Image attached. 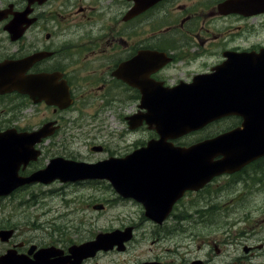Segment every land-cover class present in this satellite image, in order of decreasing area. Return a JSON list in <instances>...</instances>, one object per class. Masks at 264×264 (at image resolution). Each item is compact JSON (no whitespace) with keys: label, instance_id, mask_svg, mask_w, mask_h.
<instances>
[{"label":"flooded vegetation","instance_id":"flooded-vegetation-1","mask_svg":"<svg viewBox=\"0 0 264 264\" xmlns=\"http://www.w3.org/2000/svg\"><path fill=\"white\" fill-rule=\"evenodd\" d=\"M258 19L264 20V0H0V66L25 65L19 76L21 83L32 77L34 82L55 89L47 93L49 101L55 100V94L60 100H71V105L62 109L18 91L0 93V113L22 116L31 108L43 106L50 114L45 123L56 122L60 127L52 138L62 129L66 113H75L87 129L94 127L101 134L113 136L115 130L112 132L109 116L104 114L110 108L112 117L128 132L145 129L152 134L148 140H155L160 119L153 116L151 103L196 102L204 95H218L236 105L232 113L207 127L226 124L214 129L210 138L240 127L245 143L242 156L248 162L238 173L214 179L201 191L187 193V197L206 191L217 180L234 176L249 177L253 188L264 189V42L254 43L262 30L256 24ZM224 22H230L231 27L213 28L216 24L227 26ZM250 74L255 76V86L249 84ZM9 76L14 79L13 72ZM142 103L148 107H141ZM136 115L142 120L130 119ZM86 117L91 120L87 122ZM257 118L259 121L254 122ZM7 129L24 132L36 128L16 123L0 131ZM173 143L184 146L182 139ZM98 146V154L105 157L77 160L97 163L129 153L110 152L106 144ZM252 149L256 152L254 158ZM25 172L22 168L20 174L26 176ZM115 195L117 202L123 199ZM176 206L168 221L153 223L156 241L167 239L177 230L178 226L168 227L171 219L179 220L173 213ZM126 228H132L133 237L123 250L114 247L100 251L82 264L107 253L121 255L130 251L137 226L129 224L110 231ZM227 242L224 245H230ZM208 243L218 256L222 255L221 240L211 239ZM263 246L264 243L256 247L243 245L245 257L232 263L254 257V251ZM48 248V244L19 241L8 250L26 258L25 264H46L44 256L38 254ZM185 249L182 245L172 246L164 255L148 256L133 264H215L214 256L193 258L192 252H183ZM63 250L68 255V249Z\"/></svg>","mask_w":264,"mask_h":264},{"label":"rangeland","instance_id":"rangeland-1","mask_svg":"<svg viewBox=\"0 0 264 264\" xmlns=\"http://www.w3.org/2000/svg\"><path fill=\"white\" fill-rule=\"evenodd\" d=\"M223 24L227 26L216 24L213 28L231 27L230 22ZM256 24L262 30L254 43L260 40L264 42V20L258 19ZM249 42L243 41L245 44ZM72 110L78 112L75 108ZM104 114L109 116L112 132L115 130L113 136L101 134L94 127H83L75 113L74 116L64 114L63 127L58 136L50 137L44 142L41 146L42 157L28 167L26 175L45 168L51 159L57 157L84 160L105 157L106 154L99 155V151L93 149L100 147V144H106L113 153L131 152L134 147L143 145L152 135L145 129L135 133L128 132L112 117L110 108L104 110ZM49 116L43 106L31 108L22 116L0 113V130L16 123L26 128H38ZM85 119L87 122L91 120L90 117ZM224 126L226 124L207 128V131L200 133L197 138L206 137V134H212L214 129ZM195 137L187 136L183 142L191 143L197 139ZM249 176L252 177L251 173ZM115 194L117 193L107 182L71 184L56 181L49 185L37 184L21 188L13 195L0 200V231L14 230L9 239L10 243H2L0 240V255H4L11 244L19 241L33 242L39 246L48 244L49 247L67 250L74 244L94 241L97 234L110 232L113 227L129 224L137 226V236L131 243L133 245L130 251L121 255L107 253L87 264H133L148 256L164 255L165 250L179 245L186 248L184 253L192 252L193 258L198 256L199 259H206L214 256L215 264H233L234 259L245 257L243 245L256 247L264 243V189L253 188L249 177L222 178L206 191L191 194L179 201L173 212L174 217H179V220L171 219L168 224V227L175 225L178 228L163 241H156V236L152 234L155 222L145 216L142 205L128 198L117 202ZM100 204L102 208L97 210L95 207ZM166 221L168 219L161 223ZM211 239L221 240V256L210 247L208 242H211ZM226 242H230V245H224ZM254 252V257L244 258L243 263L237 264H264V246ZM92 258L94 257L88 259Z\"/></svg>","mask_w":264,"mask_h":264},{"label":"water","instance_id":"water-1","mask_svg":"<svg viewBox=\"0 0 264 264\" xmlns=\"http://www.w3.org/2000/svg\"><path fill=\"white\" fill-rule=\"evenodd\" d=\"M25 69V65L22 68L15 66L13 63L1 65L0 93L18 91L22 94H28L34 100L45 99L47 103L59 105L61 108H66L71 104L70 99L60 100L57 94L54 95V101H49L48 98L51 96L47 95V93L55 91V89H52L49 85H46L47 87L43 86L41 82H34L32 77H28L25 83H21L19 80L20 72ZM11 72L14 73V79L9 76ZM6 76H9L8 80L5 78ZM49 94L52 95L51 93ZM68 96L67 93L66 98H69ZM210 106L211 102H199L198 109L201 111L195 116L182 114L180 109L179 111H171L168 107L165 108L162 113L164 114V121L167 122V127H171L169 131L176 129L179 132L176 135H170L169 131L166 135L161 133L163 142L170 137L185 135L193 130L202 128L215 119L216 117H211ZM57 129L58 126H55V122H51L33 133L12 135L11 131H7L0 134V198L9 196L24 185L34 183L50 184L55 180L66 183L99 177L112 179L113 176L114 178L111 182L121 195L135 198L143 203L146 208V216L155 222L161 223L170 213L173 204L183 196L186 190H198L210 179H198L199 177L194 175L185 181L186 175L184 171L189 165L187 162H191L193 159L190 154L193 149H177L172 146H163L162 141H160L162 146L152 142L147 148L138 150L132 156L118 162L117 164L123 162V164L117 166L119 168H111L117 164H110L109 162L103 164V167L101 166L104 169H100V164L89 166L57 158L51 160L50 164L43 170L37 171L28 177L20 176L19 170L22 165L26 168L30 161L38 159L40 151L36 150L35 146L41 143L43 139L53 135ZM239 132V130L235 131L232 136H236L235 139H239ZM232 136H222L204 144L212 143L214 145L213 149L216 150L222 147L237 149L233 144L234 142H230L233 139ZM207 149L209 150L206 146L201 145L198 150L207 151ZM197 159L203 162L205 158L198 157ZM143 160H147V162L145 163ZM212 162V158L205 160V164H208V166H212ZM223 165L217 164L216 167L220 169ZM181 167L183 168L182 172L180 171ZM168 168H170V171H168ZM228 171H230L228 168L222 167L213 175ZM150 183H157V185H154L157 186L158 190L155 192L150 191L148 186ZM13 233V230L0 231V240L8 241ZM130 239L131 229H127V232L115 231L108 234H99L95 241L70 248V256L66 260L62 257L63 253L56 250V248H50L45 252L55 256L56 260L53 264H80L84 259L94 256L98 251H107L115 245L122 246Z\"/></svg>","mask_w":264,"mask_h":264}]
</instances>
